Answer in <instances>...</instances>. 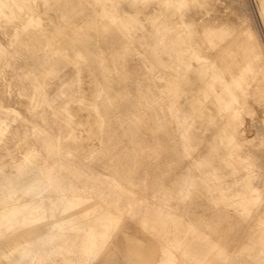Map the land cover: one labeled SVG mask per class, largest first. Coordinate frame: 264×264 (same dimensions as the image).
<instances>
[{
  "label": "bare ground",
  "instance_id": "obj_1",
  "mask_svg": "<svg viewBox=\"0 0 264 264\" xmlns=\"http://www.w3.org/2000/svg\"><path fill=\"white\" fill-rule=\"evenodd\" d=\"M254 12L0 0V264H264Z\"/></svg>",
  "mask_w": 264,
  "mask_h": 264
},
{
  "label": "rangeland",
  "instance_id": "obj_2",
  "mask_svg": "<svg viewBox=\"0 0 264 264\" xmlns=\"http://www.w3.org/2000/svg\"><path fill=\"white\" fill-rule=\"evenodd\" d=\"M250 4H251V6H252V8H253V10L256 12H254L255 14H256V16H257V0H250ZM111 11V10H110ZM144 67H145V65H143ZM10 68V67H9ZM75 68V67H74ZM22 69V68H21ZM80 69H81V77H83V79H88V77H89V75L91 74V73H93V67H91V66H89V65H87V64H82L81 66H80ZM24 70H25V68H24ZM85 85V87H86V89L88 90V91H90V92H94L95 91V88H96V86H95V84L94 83H85L84 84ZM76 102H74V104H75ZM255 110H256V115L259 117L260 115H262L263 114V106H261V105H259V104H256L255 105V108H254ZM257 117V118H258ZM78 130H80L81 131V133H82V142H83V144L84 145H88V144H90L91 142H95V143H99L100 142V140L97 138V137H95V136H97V132H98V130H95L94 132H89L87 129H86V127H84V126H80L79 125V127H78ZM246 132H247V135H249V136H254L255 134H256V130H255V128L251 125V120H250V117H248V119L246 120ZM95 137V138H94ZM257 140V139H256ZM258 141V140H257ZM112 243V242H111ZM112 247V246H111ZM110 246H108V248H107V250L105 251V253H104V258H106L107 260H109V259H111V257L110 256H112V255H108L107 254V252H108V250L111 248Z\"/></svg>",
  "mask_w": 264,
  "mask_h": 264
}]
</instances>
